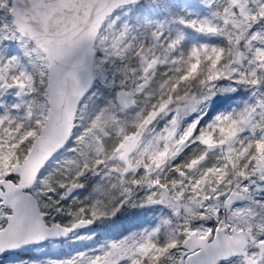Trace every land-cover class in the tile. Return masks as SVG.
<instances>
[{"label":"snow or ice","instance_id":"6c2138e0","mask_svg":"<svg viewBox=\"0 0 264 264\" xmlns=\"http://www.w3.org/2000/svg\"><path fill=\"white\" fill-rule=\"evenodd\" d=\"M0 264H264V0H0Z\"/></svg>","mask_w":264,"mask_h":264}]
</instances>
